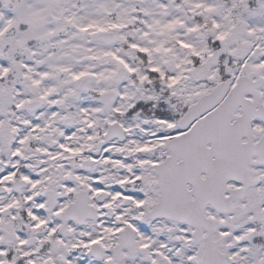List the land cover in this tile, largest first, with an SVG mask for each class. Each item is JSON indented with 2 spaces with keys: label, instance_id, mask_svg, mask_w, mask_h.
<instances>
[{
  "label": "snow or ice",
  "instance_id": "obj_1",
  "mask_svg": "<svg viewBox=\"0 0 264 264\" xmlns=\"http://www.w3.org/2000/svg\"><path fill=\"white\" fill-rule=\"evenodd\" d=\"M0 264H264V0H0Z\"/></svg>",
  "mask_w": 264,
  "mask_h": 264
}]
</instances>
